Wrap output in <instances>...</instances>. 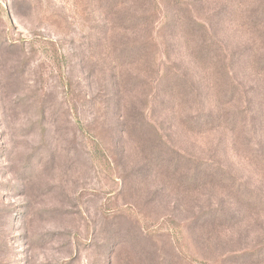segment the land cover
<instances>
[{
    "label": "rangeland",
    "instance_id": "1",
    "mask_svg": "<svg viewBox=\"0 0 264 264\" xmlns=\"http://www.w3.org/2000/svg\"><path fill=\"white\" fill-rule=\"evenodd\" d=\"M153 1L151 59L116 70L106 0H0V264H264L257 61L230 98L193 58L202 37L167 24L182 5L229 63L264 48V0ZM135 69L148 86L127 92ZM177 76L192 95L166 96ZM142 113L155 130L135 128ZM240 113L246 127L226 126Z\"/></svg>",
    "mask_w": 264,
    "mask_h": 264
},
{
    "label": "trees",
    "instance_id": "2",
    "mask_svg": "<svg viewBox=\"0 0 264 264\" xmlns=\"http://www.w3.org/2000/svg\"><path fill=\"white\" fill-rule=\"evenodd\" d=\"M107 7L103 13V22L106 30L104 31L103 40L107 43V36L112 34L111 41L117 44L112 48L111 56L114 57V63L116 64L115 69L118 70L119 66L123 67V64L126 61H130L132 64L139 65L140 62H147L151 59L152 55L149 51L146 50V47L149 46V35L151 34V29L149 23H151L152 14L150 15L151 10L153 9L151 5L154 3L153 0H106ZM233 2H231L232 4ZM183 6L177 9L176 12L167 14V24L170 30L173 31L175 37H180L183 45L187 42H191L197 34L202 37V44L198 45L200 48L196 53H193V58L197 59L200 63L209 61V64H213L218 72H216L213 86H222V94L228 95V97L233 98H242L246 95L244 82L246 80V72L248 73V66L252 62L250 59L255 58L257 64H254L259 70L260 73V84L258 86V101L257 109H264V48H259V45L262 40L253 42L252 46L246 47L242 51H238L233 55V58L229 59V63L226 61V55L222 56L219 54V48L221 42L216 43L219 48H213L212 45H208L209 42L208 30L204 28L202 30L201 24L197 18L194 16L186 15L181 16L180 9ZM183 11V10H182ZM257 16L255 19H251L254 25H257L258 22L264 18V6L261 7V12L255 14ZM239 21V19H238ZM237 21L238 26L239 22ZM241 23L248 19L241 17ZM264 25V19L262 20ZM234 27V28H235ZM259 30L264 37V30L262 32L261 27L258 24ZM151 37V36H150ZM262 53V54H261ZM258 54H261L258 56ZM120 76L122 70L120 68L117 71ZM130 79H120L123 87H129L125 91L130 92V89L137 87V89L143 90V87L148 86L147 79L149 77L148 71L140 70L130 71ZM144 72L146 77L141 75ZM243 76L244 78H240ZM164 81V79L162 80ZM161 81V82H162ZM141 84V85H138ZM164 84V92L166 96L171 99L178 98L179 95L184 97H189L193 94L191 83L189 80L184 79L183 77L177 76L172 80H167ZM140 86V87H138ZM191 86V87H190ZM255 93V92H254ZM257 96V94H256ZM241 99V100H242ZM249 106L252 104V101H248ZM120 105V103H119ZM120 109H128L127 105H120ZM246 109H255V107H246ZM251 114V113H249ZM260 115V112H259ZM243 113L234 115L230 120L225 121L226 126L232 128L236 126L238 128L246 127L245 120L243 119ZM253 118V117H252ZM254 119V118H253ZM251 121V120H250ZM153 120L145 117V113H142L138 116V120L135 121V128L139 132L146 133V129L154 127ZM252 122V121H251ZM208 124V123H207ZM196 126V125H195ZM155 130V127L154 129ZM129 130L127 129V132ZM160 134V133H158ZM167 155V154H165ZM181 160L176 159L174 163L175 167L180 164ZM201 168L192 171L193 176L198 177ZM199 179V178H198ZM241 194V193H240ZM238 196V195H237Z\"/></svg>",
    "mask_w": 264,
    "mask_h": 264
}]
</instances>
